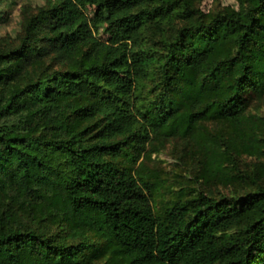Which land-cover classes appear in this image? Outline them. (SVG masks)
Listing matches in <instances>:
<instances>
[{"label":"trees","instance_id":"trees-1","mask_svg":"<svg viewBox=\"0 0 264 264\" xmlns=\"http://www.w3.org/2000/svg\"><path fill=\"white\" fill-rule=\"evenodd\" d=\"M236 1L49 0L0 49V264H89L91 233L121 264H264V184L157 213L135 169L147 142L211 118L264 153L246 114L264 98V0Z\"/></svg>","mask_w":264,"mask_h":264},{"label":"rangeland","instance_id":"rangeland-1","mask_svg":"<svg viewBox=\"0 0 264 264\" xmlns=\"http://www.w3.org/2000/svg\"><path fill=\"white\" fill-rule=\"evenodd\" d=\"M193 4L205 15L238 6L236 0H193ZM48 5L49 0H0V49L19 44L31 18ZM87 11L93 12L91 8ZM98 36L107 38L103 29ZM145 83L141 97L148 101L161 87V77L155 72ZM173 95L177 97L176 92ZM246 114L264 119V98L253 101ZM258 133L264 138V127ZM235 141L237 132L233 127L211 118L202 122L193 136L147 142L135 169L153 184L155 211L161 213L174 200L202 192L218 195L264 184V153L240 152ZM90 235L95 244L86 252L89 264H121L111 256L104 240L94 233Z\"/></svg>","mask_w":264,"mask_h":264}]
</instances>
